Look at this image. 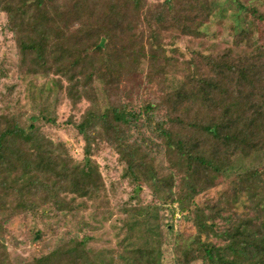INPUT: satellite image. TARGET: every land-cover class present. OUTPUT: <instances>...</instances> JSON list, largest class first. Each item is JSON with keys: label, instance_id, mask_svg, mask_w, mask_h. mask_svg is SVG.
I'll return each mask as SVG.
<instances>
[{"label": "trees", "instance_id": "obj_1", "mask_svg": "<svg viewBox=\"0 0 264 264\" xmlns=\"http://www.w3.org/2000/svg\"><path fill=\"white\" fill-rule=\"evenodd\" d=\"M193 1L195 15L209 12L208 0ZM236 6L237 22L244 20L243 15L251 20H264V13L255 7ZM0 9L7 13L20 64H27L32 70L39 67L43 73L48 72L47 68L54 69L59 79L66 81L64 91L71 102L81 98L89 101L79 120L72 123L84 142L80 162L73 160L62 141L49 138L32 120L22 125L15 113L0 111V236L7 233L4 222L35 203L71 210L72 205L62 193L87 197L98 192L103 181L92 154L100 143L117 153L135 192L141 180H147L160 183L171 195L173 177L170 174L158 177L150 163L151 146L133 134L134 130L147 127L161 143L174 149L180 159L183 190L171 201L178 202L179 211L192 212L196 228L192 243L197 245L199 258L205 264H264V205L258 207L261 197L254 202L256 213L231 221L219 233L221 245L214 244L207 236L215 233L214 218L222 207L211 208L209 218L201 214L195 201L198 192L216 184L219 160L231 152L232 143L244 154L250 152L257 140L264 143V99L260 98L263 96L256 100L252 93L254 81L246 76V70L239 71L236 65L245 60V55L233 57L228 48L217 54L198 52V60L184 75L182 83L164 91L158 100L146 101L138 109L121 101L118 95L114 103L106 100L101 103L94 82L118 89L122 74L137 67L140 57L145 58L143 47L137 54L133 51L123 54L126 48L117 39L119 33L125 34L154 15L160 27L184 26L181 17L172 14L169 0L154 3L147 0H0ZM165 12L167 17L163 15ZM53 22L61 33L71 26L74 28L73 36L66 41L57 40L51 48L53 63L49 64L45 61L46 36ZM249 23L253 25L252 21ZM250 32L244 24L236 26L233 43L240 46L246 41V46H253ZM150 34L152 42L160 46L154 32ZM201 66L209 74L200 73ZM232 80L238 84L244 81V90L241 85L233 89ZM160 110L164 112L160 114ZM47 121L55 123L56 116L49 115ZM263 176L256 168L236 174L238 182L247 186L264 185ZM87 241L84 235L70 237L60 244L64 264H99ZM155 253L149 247L128 248L124 252L127 258L124 264H159ZM184 256H191L189 250ZM49 258L50 255L38 257L34 264H44ZM0 264H11L1 240Z\"/></svg>", "mask_w": 264, "mask_h": 264}, {"label": "rangeland", "instance_id": "obj_2", "mask_svg": "<svg viewBox=\"0 0 264 264\" xmlns=\"http://www.w3.org/2000/svg\"><path fill=\"white\" fill-rule=\"evenodd\" d=\"M169 2L172 14L179 15L184 26L176 28L168 24L160 27L154 15L125 34L119 33L117 39L126 48L123 54L129 55L131 51L137 54L143 47L145 58L140 57L137 67L122 74L118 89L103 87L95 81L99 101L114 103L118 95L121 101L138 109L144 102L156 101L164 91L181 84L184 75L198 60V52L217 54L226 48L233 57L245 55V60L236 64L237 68L246 70V76L254 81L252 93L256 100L259 96L264 99V20H251L243 15L241 19L244 20L236 21V5L253 6L264 13V0H208L210 10L205 15H195L193 0ZM163 15L167 17L166 12ZM251 21L253 25L249 23ZM242 24L251 29L249 36L253 46H246V41L240 46L233 43L235 28ZM73 28L61 33L55 22L48 26L45 61L53 63L51 48L57 40L70 38ZM151 32L160 46L152 42ZM151 52L153 56H150ZM41 70L20 64L7 13L0 9V111L15 113L22 125L32 120L49 138L62 141L73 160L80 162L84 142L72 123L79 120L89 101L81 98L71 102L64 91L66 81L59 79L54 69L47 68V73ZM199 71L209 74L205 66ZM240 85L244 90V81L238 84L232 80L233 89ZM163 112L159 111L160 114ZM49 115L56 116L55 123L47 121ZM133 134L151 146L153 158L150 163L158 177L168 174L173 177L171 195L160 183L147 180H141L139 190L135 192L131 177L125 173L124 163L117 153L107 144L100 143L92 154L103 181L98 192L87 197L64 192L62 196L72 205L71 210L58 209L49 203H35L4 222L7 233L0 236V240L8 251L11 264H34L36 258L44 255H50L44 264H64L59 245L70 237L84 235L99 264H124L127 260L124 252L131 247L153 248L159 264H205L198 256L197 245L192 243L196 234L192 212L179 211L178 202L171 201L183 190V171L177 152L161 143L147 127H140ZM230 150L219 160L220 174L216 184L195 196L205 217L210 216L215 205L222 207L214 218L215 233L207 236L216 245L223 243L219 233L231 221L256 213L254 202L257 198H262L258 207L264 205V185L247 186L240 184L236 177L237 173L253 168L264 173V143L257 140L247 154L235 143L231 144ZM186 250L191 256H184Z\"/></svg>", "mask_w": 264, "mask_h": 264}]
</instances>
